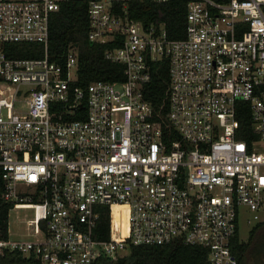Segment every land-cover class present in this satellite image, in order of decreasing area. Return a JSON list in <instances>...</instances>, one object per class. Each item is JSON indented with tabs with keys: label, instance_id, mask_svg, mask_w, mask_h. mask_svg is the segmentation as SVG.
<instances>
[{
	"label": "built area",
	"instance_id": "built-area-1",
	"mask_svg": "<svg viewBox=\"0 0 264 264\" xmlns=\"http://www.w3.org/2000/svg\"><path fill=\"white\" fill-rule=\"evenodd\" d=\"M61 1L0 0L1 195L32 207L25 226L41 234L7 232L0 251L88 264L132 242L178 238L206 245L208 264H236L240 205L255 218L264 209V0H186L179 36L163 20L129 18V0H86L87 36L120 38L105 54L123 75L85 85L74 81L75 44L63 62L48 54ZM21 39L41 40L43 53H10L6 42ZM158 61L169 71L164 112L143 92ZM104 204L101 237L94 227Z\"/></svg>",
	"mask_w": 264,
	"mask_h": 264
},
{
	"label": "trees",
	"instance_id": "trees-1",
	"mask_svg": "<svg viewBox=\"0 0 264 264\" xmlns=\"http://www.w3.org/2000/svg\"><path fill=\"white\" fill-rule=\"evenodd\" d=\"M121 10V9H120ZM123 12V10H121ZM129 18L140 19L143 22L163 20L172 36L183 35L186 25V0H129L125 6ZM88 12L86 0H62L59 6L52 10L49 20L47 50L50 58L62 61L68 47L75 44L77 48V77L75 82L85 85L94 77L109 79L120 78L123 75V63L111 59L105 54V49L120 42L116 40H90L87 36ZM10 53L40 55L43 53L41 40L21 39L7 41ZM168 64L158 61L153 64L151 75L143 85L144 96L159 106L162 112L167 106L165 95L168 82ZM237 104L243 106L237 110L241 124L250 128L249 108L244 99H237ZM242 135V134H241ZM244 135V134H243ZM2 178L0 175V235L7 236L8 211L11 202L1 195ZM108 205H103L94 231L101 237L108 234ZM259 224H264V218L257 220L249 229L247 239H241L238 233V223L232 237V245L237 255L236 264H244L250 249V242L255 238ZM207 246L196 242H185L172 239L166 242L129 243L115 256L107 253L99 254L88 264H208L206 261ZM0 264H42L33 252H23L17 248L5 247L0 251Z\"/></svg>",
	"mask_w": 264,
	"mask_h": 264
},
{
	"label": "rangeland",
	"instance_id": "rangeland-1",
	"mask_svg": "<svg viewBox=\"0 0 264 264\" xmlns=\"http://www.w3.org/2000/svg\"><path fill=\"white\" fill-rule=\"evenodd\" d=\"M5 81L0 80V86L5 85ZM33 208L25 206L11 205L8 211V236L11 238H35L41 234H34L27 230L25 217L32 215ZM264 218V209L259 210V217L252 215V210L241 204L238 211V233L241 239H247L250 227L254 222ZM254 240L250 242V249L245 257L244 264H264V224H259ZM121 250V249H118ZM123 250V249H122ZM121 252V251H120Z\"/></svg>",
	"mask_w": 264,
	"mask_h": 264
},
{
	"label": "bare ground",
	"instance_id": "bare-ground-1",
	"mask_svg": "<svg viewBox=\"0 0 264 264\" xmlns=\"http://www.w3.org/2000/svg\"><path fill=\"white\" fill-rule=\"evenodd\" d=\"M125 223V214L123 213V224Z\"/></svg>",
	"mask_w": 264,
	"mask_h": 264
}]
</instances>
